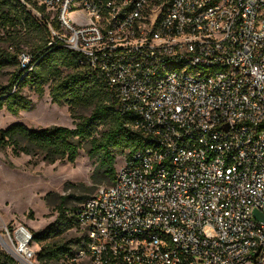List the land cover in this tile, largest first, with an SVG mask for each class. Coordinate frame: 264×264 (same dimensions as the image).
<instances>
[{
    "label": "built area",
    "instance_id": "obj_1",
    "mask_svg": "<svg viewBox=\"0 0 264 264\" xmlns=\"http://www.w3.org/2000/svg\"><path fill=\"white\" fill-rule=\"evenodd\" d=\"M37 1L48 45L76 51L144 141L79 206L70 260L264 264V0ZM5 231L37 264L32 231Z\"/></svg>",
    "mask_w": 264,
    "mask_h": 264
},
{
    "label": "trees",
    "instance_id": "obj_2",
    "mask_svg": "<svg viewBox=\"0 0 264 264\" xmlns=\"http://www.w3.org/2000/svg\"><path fill=\"white\" fill-rule=\"evenodd\" d=\"M29 3L31 7H28ZM46 11V7L37 0L34 3L0 0V20L5 27H9V47L15 50L12 52L0 47V70L9 64L16 65L10 82L0 86V108L6 107L12 114L28 110L32 108L33 101L23 93V88L31 86L41 95L48 85L52 101L68 103L73 116L77 115L76 110L80 107L89 108L90 111L79 115L74 127L54 125L37 130L21 122L13 123L0 129V148L10 147L16 156L43 154L42 158L48 162L59 159L74 162L79 149L86 142L89 144V154L100 158L105 174L113 183L116 156L125 152L129 156L143 147V138L139 132L124 126L117 100L107 90L102 77L82 64L76 51L64 45H48V22L55 28L59 25L56 17L50 19ZM17 27L26 33L17 34ZM23 45H30L32 53L23 49ZM22 51H27L32 58L33 68L28 72L21 69L19 63L18 57ZM78 208L70 211L62 201L56 219L43 230L32 232L33 242L41 243L36 253L37 263L53 264L61 259L70 260L82 246L83 235L69 240L62 236L74 227L80 228L76 216ZM0 264L19 263L0 246Z\"/></svg>",
    "mask_w": 264,
    "mask_h": 264
},
{
    "label": "rangeland",
    "instance_id": "obj_3",
    "mask_svg": "<svg viewBox=\"0 0 264 264\" xmlns=\"http://www.w3.org/2000/svg\"><path fill=\"white\" fill-rule=\"evenodd\" d=\"M24 2L36 0H23ZM31 7V4H28ZM46 14L53 18L50 11ZM9 27H5L0 20V47L15 51L9 47L7 39ZM12 31L13 28H10ZM15 30V29H14ZM26 33L24 29L16 28V33ZM32 53L30 45H23ZM16 65H6L0 70V86L10 82ZM50 88L45 87L43 94L39 95L31 86H25L23 93L32 101L33 106L28 110H22L18 114H12L6 107L0 108V129L7 128L11 124L21 122L32 129L50 128L54 125L74 127L79 120V115L89 113V108H77L76 116H73L68 103L58 104L52 101ZM127 153L116 156L115 169L123 163ZM43 154L31 156L21 154L16 156L10 147L0 148V246L12 255L19 264H24L13 249L18 247L17 241H13L5 231L24 226L36 233L46 228L58 215L61 202L71 209L80 206L88 198L93 196L97 189L104 185H110L111 180L104 172L101 160L98 156L89 154V144L84 143L74 162L67 159L48 162ZM64 198V199H63ZM68 210V212H69ZM81 230L76 227L63 233L66 240L81 237ZM13 237V235H11ZM32 250L39 251L41 243H32ZM77 246L75 245V248ZM39 264V262L37 263ZM53 264H85L83 261H71L61 259Z\"/></svg>",
    "mask_w": 264,
    "mask_h": 264
},
{
    "label": "water",
    "instance_id": "obj_4",
    "mask_svg": "<svg viewBox=\"0 0 264 264\" xmlns=\"http://www.w3.org/2000/svg\"><path fill=\"white\" fill-rule=\"evenodd\" d=\"M254 212H255L256 216H261V214H260V212L258 210H255Z\"/></svg>",
    "mask_w": 264,
    "mask_h": 264
},
{
    "label": "bare ground",
    "instance_id": "obj_5",
    "mask_svg": "<svg viewBox=\"0 0 264 264\" xmlns=\"http://www.w3.org/2000/svg\"><path fill=\"white\" fill-rule=\"evenodd\" d=\"M21 239L23 240V238L21 237Z\"/></svg>",
    "mask_w": 264,
    "mask_h": 264
}]
</instances>
